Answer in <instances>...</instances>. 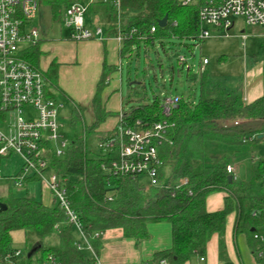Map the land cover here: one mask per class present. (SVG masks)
I'll return each mask as SVG.
<instances>
[{
    "label": "trees",
    "instance_id": "16d2710c",
    "mask_svg": "<svg viewBox=\"0 0 264 264\" xmlns=\"http://www.w3.org/2000/svg\"><path fill=\"white\" fill-rule=\"evenodd\" d=\"M45 1L52 19L56 20L70 0ZM92 6V14L99 15L107 25L106 35L113 36L116 19L113 6L102 0H96ZM198 7L197 3L182 6L174 0H120L123 24L137 27L141 35L123 41L121 58H131L133 49L136 55L141 48L154 49L156 43L165 51L166 43L197 40L202 28ZM164 15L168 17L167 23L161 27L158 21ZM151 24L156 27L153 33L149 32ZM39 43L40 40L23 53L37 69L41 55ZM202 66L199 72L187 71L186 74L187 81L197 88L196 98H178L177 106L168 115L162 114L158 99L123 112L126 126H133L136 120L144 124L161 119L168 122L165 139L157 146V153L159 177L170 185L169 189L145 191L137 176L105 172L101 167L105 161L101 151H93L86 144L87 136L110 115L103 106L101 93L107 86L108 75L116 67L103 62L91 99L94 120L90 125L81 119L84 108L75 105L69 116L74 139L65 156L53 158L50 167L66 188L69 204L78 214L82 234L94 251L99 248L95 232L114 229L124 237L142 240L149 236L148 222L166 221L171 225V246L156 252L155 258L166 264H183L191 255L204 253L210 236L217 233L220 260L229 264L225 258L223 234L226 217L231 212L235 213L234 233L249 234L255 243H262L254 235L264 231V157L251 163V177L245 182L227 172L231 154L223 153L209 163L204 145L207 141H216L230 147L254 146L264 138V64L263 93L249 103L243 99L241 82H236L233 88L220 82L212 84L208 62ZM44 76L47 90L52 95L57 89L56 65L51 64ZM133 94L138 96L137 92ZM234 121L238 123L234 124ZM102 138L100 136L99 140ZM38 178V175H32L24 182ZM214 192L224 193L223 207L208 211L206 197ZM0 201L7 204V208L0 211L2 264H8L3 259L15 249L11 236L14 231H22L26 239L24 264L34 262L32 255L36 252L41 253L36 258L38 263L48 254L56 257L60 264L89 263L85 253L77 249L73 226L54 199L49 204L29 197L6 196ZM53 235L57 237V243H46Z\"/></svg>",
    "mask_w": 264,
    "mask_h": 264
},
{
    "label": "built area",
    "instance_id": "2783aa9c",
    "mask_svg": "<svg viewBox=\"0 0 264 264\" xmlns=\"http://www.w3.org/2000/svg\"><path fill=\"white\" fill-rule=\"evenodd\" d=\"M95 1L70 0L62 8L59 23L68 30L69 40L78 42L103 40L107 37V25L90 10ZM102 1L109 2L114 8L116 19L113 22L115 32L112 37L119 43L120 49L123 41L131 40L137 34L141 36L137 27L123 24L120 0ZM174 1L182 6L199 4L198 17L202 28L198 40L210 37L212 30L227 35L236 26V18L242 19L249 26L264 27V0ZM40 5L41 0H0V120L4 123L0 127V157L15 152L23 159L22 171L7 178L12 186L22 185L32 175L40 177L45 169H51L53 158L65 156L72 143L63 137L60 130L59 111L63 104L47 90L44 72L23 57L24 51L40 40L37 27L30 25ZM155 28L151 24L149 32L153 33ZM242 38H245L243 34ZM178 61L185 65L186 57L179 55ZM207 62L208 58L203 57L202 65ZM186 67L189 66L186 64ZM177 100L163 98L162 114L168 115L177 106ZM236 123L238 121H234ZM167 127L166 119L151 124L136 120L133 126H126L123 113L120 112L117 128L97 143V148L105 158L102 169L112 175L137 176L145 191L151 188L169 189L170 185L160 180L157 153V146L165 139ZM226 170L233 174L235 167L229 163ZM47 188L51 191L52 199L63 210L67 222L82 234L78 214L70 206L66 188L53 170ZM99 234L95 232L94 236L98 237ZM82 237L85 239L83 234ZM254 237L264 241L262 234H255ZM75 245L77 249H83L80 243L75 242ZM88 248L91 249L90 245ZM26 257L24 250L15 248L3 260L8 264H24ZM200 259L203 260V257ZM164 262L160 260L159 263ZM36 264L60 262L48 254L41 263Z\"/></svg>",
    "mask_w": 264,
    "mask_h": 264
},
{
    "label": "rangeland",
    "instance_id": "374dc122",
    "mask_svg": "<svg viewBox=\"0 0 264 264\" xmlns=\"http://www.w3.org/2000/svg\"><path fill=\"white\" fill-rule=\"evenodd\" d=\"M48 3L41 0L36 17L30 25L37 27L40 42L66 40L68 30L61 26L59 19L53 20ZM93 7V6H92ZM236 26L230 29L227 35L211 32L210 37L195 41H178L166 43L165 51L158 44L150 48H141L139 55L133 49L131 58H122L120 68V84L116 91V98L120 102L123 112L136 107L138 104L152 102L163 98H187L195 99L197 88L187 81V71L197 73L202 66L203 57L208 58V69L212 77V84L220 82L228 88H233L236 82H241L243 94L246 100L259 93L261 88V69L264 64V28L249 26L240 18L235 19ZM242 34L246 35L245 39ZM186 57V64L178 61L179 55ZM222 57V60H219ZM137 92L138 96L133 93ZM64 108L61 110L59 120L63 137L71 142L74 139L73 128L70 124L68 104L62 100L61 95H56ZM62 109V108H61ZM80 114V113H79ZM81 119L87 123L93 121L89 112H82ZM0 120V127L3 126ZM101 124V123H100ZM104 131H93L87 136L89 149L99 152L97 143ZM207 162L214 161L223 153L231 154V163L235 171L232 174L236 180L249 181L251 177V163L258 162L264 157V138L254 146L242 144L230 147L216 141H207L204 145ZM23 169V159L20 154L12 152L5 157H0V199L6 196L29 197L42 202H49L52 198L51 191L47 188L50 168L41 172L38 179L27 180L20 186H12L7 179L18 174ZM72 234L78 241L83 238L76 227H72ZM12 246L24 250L26 239L22 231L11 233ZM52 236L46 243L55 244L56 239ZM81 238V239H80ZM80 243V242H79ZM41 253L32 255L31 264H36V258ZM44 254V253H43Z\"/></svg>",
    "mask_w": 264,
    "mask_h": 264
},
{
    "label": "crops",
    "instance_id": "0c3cea01",
    "mask_svg": "<svg viewBox=\"0 0 264 264\" xmlns=\"http://www.w3.org/2000/svg\"><path fill=\"white\" fill-rule=\"evenodd\" d=\"M214 31L212 30V32ZM262 34L264 35V33ZM244 36L246 37V35ZM39 49L41 51L39 69L44 72L51 64L56 65L57 68V89L55 88L52 94L54 98L58 100L56 95H61L62 100L70 108L69 114L75 105H78L84 108L83 112L90 111L93 120L91 99L102 71L103 62L116 67V70L108 75L107 86L101 93L103 106L106 111L110 112V115L96 128V131L106 132L104 136L113 131L117 125L118 114L123 113L120 102L115 97L121 81L122 58L119 43L112 36H107L103 40L78 42L71 41L67 37L66 40L40 42ZM262 93L261 69L259 93L251 96L250 100H246V96L243 94V99L249 103L261 96ZM63 108L64 106L60 109L59 115ZM92 122L87 124L90 125ZM230 164L232 163L230 162ZM223 197V192L209 194L206 197V209L208 211L221 209ZM51 201L52 198L49 202L44 201L43 203L49 204ZM234 223L235 213L231 212L226 217L223 234L225 258L229 260V264H264V241L258 244L249 234L234 233ZM146 228L149 236L142 240L124 237L119 230L102 231L98 235L99 248L97 251L88 248L90 244L85 239L78 241V243L80 242L82 251L90 260L88 264H161L159 263L160 259L155 258V253L171 246V225L166 221L148 222ZM79 234L82 237L80 231ZM260 234L264 235V231H261ZM53 238L56 239V244L57 237ZM74 241H77L75 237ZM201 257L203 260L200 259ZM183 264H224L219 257L218 234L213 233L210 236L204 253L191 255Z\"/></svg>",
    "mask_w": 264,
    "mask_h": 264
},
{
    "label": "water",
    "instance_id": "95a60500",
    "mask_svg": "<svg viewBox=\"0 0 264 264\" xmlns=\"http://www.w3.org/2000/svg\"><path fill=\"white\" fill-rule=\"evenodd\" d=\"M167 15H164L159 21H158V25L159 26H165L166 25V23H167ZM228 179L229 180H231L232 179V176L231 175H229L228 176ZM7 208V204L6 203H4V202H1L0 201V211H3V210H5ZM31 255V252L28 254V256H30Z\"/></svg>",
    "mask_w": 264,
    "mask_h": 264
}]
</instances>
